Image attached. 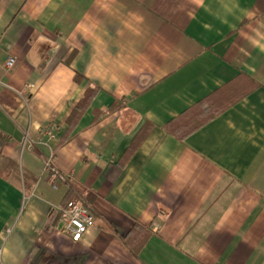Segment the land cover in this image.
I'll list each match as a JSON object with an SVG mask.
<instances>
[{
  "label": "crops",
  "instance_id": "obj_1",
  "mask_svg": "<svg viewBox=\"0 0 264 264\" xmlns=\"http://www.w3.org/2000/svg\"><path fill=\"white\" fill-rule=\"evenodd\" d=\"M241 74L261 87L181 140ZM0 133L2 264H264V0H0ZM84 191L95 225L74 243L60 214Z\"/></svg>",
  "mask_w": 264,
  "mask_h": 264
},
{
  "label": "trees",
  "instance_id": "obj_2",
  "mask_svg": "<svg viewBox=\"0 0 264 264\" xmlns=\"http://www.w3.org/2000/svg\"><path fill=\"white\" fill-rule=\"evenodd\" d=\"M76 56V51H73L67 60L65 61L67 65H71ZM85 80V77L80 73H76L74 81L77 84H81ZM261 85L256 82L254 79H251L245 74H241L237 79V82L233 85H228L221 90L217 91L213 95L207 97L203 101L196 104L194 107L189 109L183 114V118L177 119L179 123H183L184 129L186 132L181 137V140H184L187 136L194 133L198 129L205 126L208 122L224 113L226 110L234 106L237 102L244 99L246 96L260 88ZM101 91V88L98 86L89 87L84 93L81 100L78 102L72 113L67 119V132L64 134L60 140L59 146L64 145L71 138L75 128L77 127L79 121L84 116V114L92 106L95 98ZM118 109L116 103H114L109 112H114ZM95 117L93 125H96L102 114L100 111H94ZM7 142L6 136H3L0 133V156L2 155L3 148ZM133 149V147H132ZM135 152L131 150L129 153L133 155ZM2 176V173L0 172ZM73 198V195L69 194L65 197L63 205L66 206L67 203ZM151 237V232L143 227H134L125 237V243L131 249L135 256H138L140 251L146 245Z\"/></svg>",
  "mask_w": 264,
  "mask_h": 264
},
{
  "label": "built area",
  "instance_id": "obj_3",
  "mask_svg": "<svg viewBox=\"0 0 264 264\" xmlns=\"http://www.w3.org/2000/svg\"><path fill=\"white\" fill-rule=\"evenodd\" d=\"M19 67L20 62L16 58H7L5 69L8 72L15 73ZM45 169L50 172L55 188H58L60 183L67 181L66 176L59 170L52 156L46 161ZM88 196L87 191L78 193L61 209L59 232L74 243L79 242L85 233L95 225V212L88 201ZM0 264H2L1 257Z\"/></svg>",
  "mask_w": 264,
  "mask_h": 264
}]
</instances>
